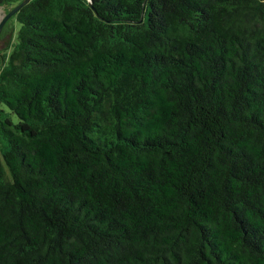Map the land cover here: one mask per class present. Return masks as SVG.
<instances>
[{
  "label": "trees",
  "instance_id": "trees-1",
  "mask_svg": "<svg viewBox=\"0 0 264 264\" xmlns=\"http://www.w3.org/2000/svg\"><path fill=\"white\" fill-rule=\"evenodd\" d=\"M6 36L0 264H264V0H29Z\"/></svg>",
  "mask_w": 264,
  "mask_h": 264
},
{
  "label": "water",
  "instance_id": "water-1",
  "mask_svg": "<svg viewBox=\"0 0 264 264\" xmlns=\"http://www.w3.org/2000/svg\"><path fill=\"white\" fill-rule=\"evenodd\" d=\"M29 0H22L20 3H18L17 5H15L10 11L5 12L3 18L0 20V31L1 28L3 26V24L5 23V21L12 16L14 13H16L24 4H26Z\"/></svg>",
  "mask_w": 264,
  "mask_h": 264
},
{
  "label": "rangeland",
  "instance_id": "rangeland-1",
  "mask_svg": "<svg viewBox=\"0 0 264 264\" xmlns=\"http://www.w3.org/2000/svg\"><path fill=\"white\" fill-rule=\"evenodd\" d=\"M5 8H7V6H0V20L3 18L4 14H5ZM8 36L0 39V50L5 47L6 42H7ZM0 152H1V145H0Z\"/></svg>",
  "mask_w": 264,
  "mask_h": 264
}]
</instances>
